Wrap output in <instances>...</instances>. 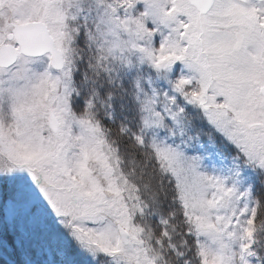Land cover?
I'll list each match as a JSON object with an SVG mask.
<instances>
[{
  "label": "snow or ice",
  "instance_id": "1",
  "mask_svg": "<svg viewBox=\"0 0 264 264\" xmlns=\"http://www.w3.org/2000/svg\"><path fill=\"white\" fill-rule=\"evenodd\" d=\"M0 264H264V0H0Z\"/></svg>",
  "mask_w": 264,
  "mask_h": 264
}]
</instances>
